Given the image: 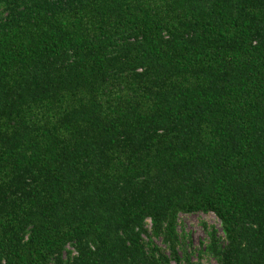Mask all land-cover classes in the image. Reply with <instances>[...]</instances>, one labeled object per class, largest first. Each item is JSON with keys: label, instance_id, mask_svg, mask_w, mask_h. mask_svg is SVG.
Listing matches in <instances>:
<instances>
[{"label": "trees", "instance_id": "obj_1", "mask_svg": "<svg viewBox=\"0 0 264 264\" xmlns=\"http://www.w3.org/2000/svg\"><path fill=\"white\" fill-rule=\"evenodd\" d=\"M204 257L264 264V0H0V264Z\"/></svg>", "mask_w": 264, "mask_h": 264}, {"label": "rangeland", "instance_id": "obj_2", "mask_svg": "<svg viewBox=\"0 0 264 264\" xmlns=\"http://www.w3.org/2000/svg\"><path fill=\"white\" fill-rule=\"evenodd\" d=\"M203 222H206L210 227H215L222 233L221 222L214 213L197 212L193 214H181L179 217V233L183 234L184 231L188 235L189 251L193 253L194 261L199 260V251L203 249L208 241L206 230L202 224ZM156 243L164 247L160 240H157ZM202 263L217 264L215 260H209L207 257L203 258Z\"/></svg>", "mask_w": 264, "mask_h": 264}]
</instances>
